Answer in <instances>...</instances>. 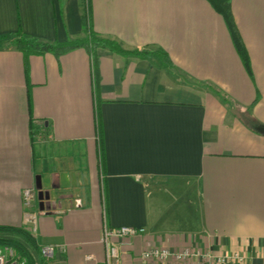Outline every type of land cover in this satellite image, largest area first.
<instances>
[{
	"label": "crops",
	"instance_id": "obj_1",
	"mask_svg": "<svg viewBox=\"0 0 264 264\" xmlns=\"http://www.w3.org/2000/svg\"><path fill=\"white\" fill-rule=\"evenodd\" d=\"M231 8L250 71L208 0H0V225L25 228L34 188L36 264L44 244L51 264L103 261L105 225L146 229L127 262L151 241L264 264V0ZM86 21L128 53L16 45Z\"/></svg>",
	"mask_w": 264,
	"mask_h": 264
},
{
	"label": "built area",
	"instance_id": "obj_2",
	"mask_svg": "<svg viewBox=\"0 0 264 264\" xmlns=\"http://www.w3.org/2000/svg\"><path fill=\"white\" fill-rule=\"evenodd\" d=\"M35 198L34 188H27L23 191V202L26 208L25 228L34 236L37 234L39 214L44 213L43 211L30 210ZM145 235L144 227L132 225L109 227L105 225L100 237L104 246L103 261H97L96 257L90 254L87 255L86 260L88 264H254L243 249L217 250L201 245L175 248L168 245H157L151 241H146L142 250L133 254L132 261H125L122 248L133 245L135 238ZM40 251L51 264L56 254L55 245L44 244L40 247ZM0 264H29V260L13 246L0 245Z\"/></svg>",
	"mask_w": 264,
	"mask_h": 264
},
{
	"label": "trees",
	"instance_id": "obj_3",
	"mask_svg": "<svg viewBox=\"0 0 264 264\" xmlns=\"http://www.w3.org/2000/svg\"><path fill=\"white\" fill-rule=\"evenodd\" d=\"M212 6L217 10L225 19L229 31L231 33L233 42L240 53L243 61L250 71V62L249 56L246 51L243 39L240 35L238 27L235 23L234 16L231 8V0H208ZM84 31L85 35L79 38H71L67 41H48L41 40L35 37L27 36L24 33L20 32L17 39L16 45L27 53H36L43 54L45 52H53L57 56L66 53L75 48L84 47L91 52H94L98 47L109 48L118 53L127 54L128 51L124 49L117 41L101 37L97 33L93 32L92 29L88 26V22L84 23ZM139 52V51H138ZM146 53V52H145ZM143 55L144 53H138ZM0 232H9L13 234L20 235L24 240L22 241L18 237L9 236L0 237V245H11L13 246L19 253L26 256L29 260V264H36V260L29 249V246H32L35 250H38V243L36 238L32 233H30L24 227H8L0 225Z\"/></svg>",
	"mask_w": 264,
	"mask_h": 264
},
{
	"label": "rangeland",
	"instance_id": "obj_4",
	"mask_svg": "<svg viewBox=\"0 0 264 264\" xmlns=\"http://www.w3.org/2000/svg\"><path fill=\"white\" fill-rule=\"evenodd\" d=\"M12 236H14V237H18V238H20L22 241H24L25 242V240L20 236V235H17V234H11ZM29 246V249L31 250V252L35 255V256H37V250H35L32 246H30V245H28Z\"/></svg>",
	"mask_w": 264,
	"mask_h": 264
},
{
	"label": "water",
	"instance_id": "obj_5",
	"mask_svg": "<svg viewBox=\"0 0 264 264\" xmlns=\"http://www.w3.org/2000/svg\"><path fill=\"white\" fill-rule=\"evenodd\" d=\"M260 132L264 133V126H260L257 128ZM40 198H42V195H40Z\"/></svg>",
	"mask_w": 264,
	"mask_h": 264
}]
</instances>
